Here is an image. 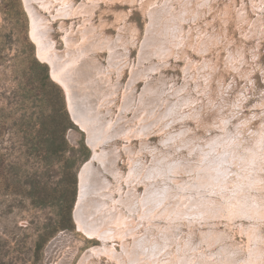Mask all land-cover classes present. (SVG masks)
<instances>
[{"label":"rangeland","instance_id":"1","mask_svg":"<svg viewBox=\"0 0 264 264\" xmlns=\"http://www.w3.org/2000/svg\"><path fill=\"white\" fill-rule=\"evenodd\" d=\"M83 1L90 0H73L74 11ZM25 2L0 0V264H81L85 255L91 252L93 258L90 255L89 260L93 264H117L114 260L109 261L104 254H95L94 248L102 246V243L77 225L74 211L79 199V175L91 159L93 150L85 132L73 120L64 86L53 76L50 64L38 54L31 34V15ZM170 3H173L172 8H178L171 14H178L181 18L179 0H148V3L146 0H99L88 14V23L97 25L98 31L109 32L111 41L118 46L114 55L123 57V62L118 64L124 63L122 72H118L115 65L110 68V87L106 86L104 92L111 91L112 85L119 84V87L113 92V97H108L111 102L101 108L106 119H119L124 90L132 78L134 67L142 70L141 77H137L131 86L134 88L132 95L137 94L138 100L147 86L145 77L158 85H153V93L165 90L161 94L166 97L168 93L182 88L175 95L189 96V100L179 107L183 110L185 106L188 113L176 120L170 116L173 121L167 128L185 132L173 141H165L163 131L150 134L146 139L155 155L161 157L165 153L171 156L170 159L186 161L192 168V171L184 172L185 180H188L198 177V171L209 166L202 147L217 135L223 137L220 134L222 123L225 124L224 130H234L241 126L240 121L248 117L246 126L249 128L251 125V129L247 140L264 127V30L252 32L251 29L258 17L264 20V8L261 7L264 0H193L186 4L190 10L186 11L173 31L177 42L171 54L164 58L158 53L163 44L161 36L149 39L147 36L153 32L171 34L168 22L171 17L163 18L165 29L157 21L152 22L151 18L154 7L163 9L167 6L168 9ZM61 4L62 1L56 0L49 2L47 8L37 7L51 18V40L57 50L64 52L67 49V32L73 28L76 32L83 19L74 13L73 19L61 15L53 20L48 11L50 9L55 13L62 8ZM113 6L118 10L115 13ZM117 16L120 18L117 19ZM161 17L162 14L155 16ZM154 23L158 26L149 30ZM121 26L126 28L121 30ZM151 40L154 41L153 46L150 45ZM76 45L75 51L79 52L80 43ZM110 49L111 45L105 43L104 48L94 52L98 64L103 67L112 64L109 61ZM148 52V58H143ZM34 58L49 68V81L45 71L34 63ZM115 61L118 60H113L116 64ZM190 61L195 64V76L191 75L194 69ZM89 64L92 62L85 61L84 65ZM188 69L191 70L189 75L186 72ZM50 82L62 90L63 101ZM64 111L69 116V124L63 116ZM127 113V119L137 126L134 110ZM170 117L165 116L164 119ZM117 139L124 143L127 137L123 135ZM134 145L141 149L139 140H135ZM140 155L149 164L154 159L148 149H141ZM128 156L123 152L116 161L123 174L129 171ZM105 175L109 181L116 183L112 175ZM139 188L142 190V187ZM204 197L219 199L220 203L224 200L211 190L205 191ZM222 216L207 220L198 218L192 223L184 218L170 223L171 233H163L146 222L138 231L142 237L146 234L148 239H145L152 246L158 244L154 250L164 248V241L169 237L172 245L168 251H175L180 241L201 242L202 232L214 230L221 236L220 243L233 249V252L238 251L239 261H244L249 255L247 233L242 230L240 220L231 221ZM261 226L260 255L264 264V223ZM150 228L153 232L148 230ZM116 245L121 250L119 241Z\"/></svg>","mask_w":264,"mask_h":264},{"label":"bare ground","instance_id":"2","mask_svg":"<svg viewBox=\"0 0 264 264\" xmlns=\"http://www.w3.org/2000/svg\"><path fill=\"white\" fill-rule=\"evenodd\" d=\"M25 1L31 15V34L37 44L38 54L42 60L50 64L53 76L64 86L73 120L83 129L93 150L91 159L79 175V199L74 215L78 227L91 238L102 243V246L94 248V253L104 254L109 261L114 260L117 264H262L260 244L263 237L259 228L264 223V127L259 129L257 135L247 140L248 131L251 129V125L249 128L246 126L248 117L245 121H240L241 126L234 130H224L225 124L222 123L220 134L223 137L219 138L217 135L218 137L202 147V154L208 160L209 166L202 167L203 169L198 171V177L185 180L184 172L192 171L189 164L179 159H170L171 156L165 153L161 157L155 155L146 140L150 134L163 131V135H166L165 141H173L175 137L185 132V130L174 132L170 129L171 127L167 130L173 121L170 116H174L176 120L179 116L188 113L185 106L183 110H179V107L189 100V96L175 95L179 94L182 88L168 93L165 97L161 94L165 90H156L153 93V85L156 87L158 85L145 77L147 86L138 100L137 94L132 95L134 88L131 86L134 85L133 81L137 77H141L142 70L134 67L132 78L124 90L123 103L121 106L119 104L121 109L119 119L116 121L106 119L101 108L111 102L109 98L115 95L112 96L119 87V84L112 85L111 91L104 92L110 81V68H114L113 65H115L118 72H122L124 63L118 65L123 62V57L117 58L114 55L118 46L111 41L112 35L107 31L104 33L103 29L98 31L97 25H92L93 22L88 23L90 19L88 14L98 5L99 0L83 1L80 7L76 6L75 11L73 0H59L62 1V8H58L55 13L50 12L49 9L48 13H51L53 20L61 15L73 19L74 13L83 19V22H79L76 32L74 28L67 32V49L64 52L57 50L51 40L50 34L53 30L51 18L37 7L40 5L47 8L49 2L56 0ZM105 1L117 2L118 0ZM192 1L179 0L181 18H178V14H171L178 10V8H172L173 3L168 5V9L165 6L163 9L154 7L151 10L152 22L157 21L163 29L166 25L163 18L171 17L168 19L169 29L172 28L171 34L153 32L152 35L147 36V38L161 36L163 44L158 53L164 58L171 54L174 43L177 42L173 37V31L177 29L186 11L190 10L186 4ZM256 3L254 1V5ZM261 7L264 8V6ZM113 10L114 13L118 11L114 6ZM156 14H162L163 17L155 18ZM157 26L158 24L154 23L149 30H155ZM124 28L126 27H122L121 30ZM251 29L252 32L259 29L262 32L263 18L258 17ZM134 37L133 34V40ZM119 42L122 44V41L119 40ZM76 43H80L79 52L75 51ZM105 43L111 45L110 67H103L101 63L99 66V61L94 54L95 51L104 48ZM206 44L209 45V42ZM150 45H154L153 40ZM149 55L148 52L143 58H148ZM114 59L118 60L115 61L116 64L113 63ZM85 61H90L92 64L84 65ZM192 62L190 61V64ZM192 65L194 71L191 73L188 69L186 72L187 75L191 73L195 76L197 70H195V64ZM92 96L94 98L89 99ZM156 108L161 109L155 110ZM129 110H134L135 120L138 121L137 126L132 125L134 121L131 123L127 119ZM165 116L171 119H164ZM123 135L127 137L126 142H118L120 139L117 138ZM135 140L140 141L141 149H148L154 156L150 164L144 160V156L140 155L141 149L134 145ZM123 152L129 154L128 174H123L116 164ZM97 163H100V166H97ZM105 173L112 175L116 183L109 181ZM209 190L219 197H224L223 202L220 203L219 199L204 197V192ZM218 215H223L231 221L236 219L241 221L242 230L247 233L250 243L247 248L249 255L244 261H239L238 251L233 252V249L224 247L220 243L221 236L214 230L202 232L201 242L180 241L175 251H168L172 245L168 240L169 237L165 239L164 244L161 242L164 248L154 250L158 244L154 243L152 246V243L146 240L148 239L146 234L142 237L141 232L138 231L141 224L146 222L163 233H171L172 228L169 225L175 221L179 222L186 218L192 223L198 218L207 220ZM148 230L153 232L151 228ZM117 241L120 242L121 250L116 245ZM216 246L217 248L211 251ZM90 255L93 258V252H91L85 255L86 258L81 264H93L89 260Z\"/></svg>","mask_w":264,"mask_h":264},{"label":"trees","instance_id":"3","mask_svg":"<svg viewBox=\"0 0 264 264\" xmlns=\"http://www.w3.org/2000/svg\"><path fill=\"white\" fill-rule=\"evenodd\" d=\"M34 63H36V65H38L41 69H43V70L45 71L46 79L49 81V78H48L49 68H48L46 65L42 64L41 62H39V61H38L37 59H35V58H34ZM50 84L56 89V91H57V93H58V98H60V100L63 101L64 99H63V95H62V90H61L59 87H57V86H55L54 84H52L51 82H50ZM63 116H64V118H65L66 120H68V124H69V116H68V114L66 113V111H64ZM48 141H49V140H48Z\"/></svg>","mask_w":264,"mask_h":264}]
</instances>
